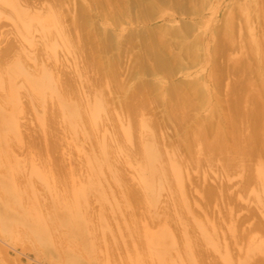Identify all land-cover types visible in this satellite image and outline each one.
Returning a JSON list of instances; mask_svg holds the SVG:
<instances>
[{
  "label": "bare ground",
  "instance_id": "obj_1",
  "mask_svg": "<svg viewBox=\"0 0 264 264\" xmlns=\"http://www.w3.org/2000/svg\"><path fill=\"white\" fill-rule=\"evenodd\" d=\"M238 1H234L236 7L233 6L230 11L226 8L223 14L222 9L218 8V12L222 14V17H225L221 19V24L214 25L209 16L203 17L205 11L203 3H212L207 0H119L118 2L117 0H102V3L96 0L101 3V6L92 0H0V27L2 28L10 22L13 27L6 28V30L2 28V31L14 29L12 31L14 36L10 37V31L9 35L4 32V36L0 28V37L2 36L0 44L7 38L6 42L0 46V83L5 82L6 86L5 93L0 92V137H24L26 139L23 140L26 143L25 146L32 144L34 139L29 141L32 131L21 132L26 124L24 123L22 130L19 129L21 122H19L18 115L23 112V109L24 111L27 109L23 113L25 115L26 112L34 113V109L41 107L40 109L45 115L37 117L35 114V119L36 117L37 119L35 120L33 116L32 119L35 123L40 122V124L37 123L39 128L34 127L38 128L37 130L41 128L39 131L47 139L45 143L40 137H38L39 140L36 139L37 142L40 140L43 142V144L38 142L40 146L45 144V149H43L45 153L48 150L49 154H53L60 145L64 144L59 143V138L62 137L64 131H69L68 135L72 133L68 137L73 140L74 144L72 142L70 144V141L67 143L75 145L80 152L82 144L79 142L87 140L86 142L89 144L86 146L88 154L83 155L78 152L84 162L81 159L77 161L76 159L79 157L75 154L76 159L72 158L74 157L72 154L68 155V158L65 157L66 161L59 158L60 155L53 154L58 156L52 157L53 166L51 165L52 168H48L49 170L46 168L50 161L48 164L42 161L53 155L47 156L48 151L44 155L45 153H42L41 147L36 144V141L33 143V145L36 144V148L37 146L39 148L36 149L38 151L36 157L31 153L34 150L30 151L33 146L29 145L23 151H20L19 147L24 143L18 148L13 147L14 150L19 149L20 155L24 150L27 152L26 149H28L32 158L28 156L27 160L35 158V163H31L32 160L28 162L31 163L30 166L36 165V162L39 164L38 162L45 157L41 161L42 166L41 163L40 166H37L43 167L44 164L46 168L43 167V170L46 169V172L47 170L50 172V174L49 172L46 174L40 168L44 176L45 174L52 176L51 172L54 170L55 174L51 177L52 179L49 176L47 178L53 181L51 183H56L61 188L62 195H64L62 189H66V194L67 191L74 190V188L70 190L68 187H63L69 184L67 181H70L69 185L72 187L75 186V190L71 194L69 192L71 197L67 194L70 199L66 195L64 199L65 196L59 195L60 191L55 189V192L59 193L56 196L59 195L60 199L59 201L55 197L56 205L58 206V202H60L62 205L64 204L63 206L69 207V209H62L61 204L58 206L63 213L58 215L59 218H56L55 222L53 216H56V213L54 210L51 211L53 208H49V205L52 207L54 204H51L53 201L51 198V202L46 201L50 203L49 205L44 202L46 207L42 203L43 200H39L38 196L40 195L36 196L38 197L36 200L41 201L40 206L37 204V207L27 205V208L29 207L31 210L38 209L39 211L41 207L42 209L43 207L51 209L49 210L51 215L47 212L48 209H43L47 212H43L45 215L40 209L41 216L32 212L34 221L30 226V231L38 239L49 244L48 234L53 225H57V231L58 225H64L69 230L70 238L75 240L74 242L77 241V245L80 247L78 250L75 248L76 244L71 241H69V245H73L78 253L82 251H80L82 248L89 254H93L94 250H97L98 253L103 251L105 255L108 251L109 253L112 251L111 254L119 253V256H122L127 251L125 254L129 253V257L126 258L128 263L133 249L130 248L128 251L124 247H132L130 244L127 246L126 242L124 243L125 240L119 238L126 245L123 247L126 251L123 252L122 249V252L116 251V249L113 251L112 247L120 248V245L124 244L114 236V233L107 232L108 234H106V224L102 222L100 231H98L99 226L97 228L93 226L94 224L86 222V215L90 221L92 218L99 219L100 217L97 218L95 214H99L100 209L109 207V209L119 211L117 213L120 215L117 214V217H121L120 210L126 216V218H119V222L127 219L133 224L130 225V222L123 224L122 222L119 225H114L116 227L112 230L124 227L118 229L117 232H119V230L124 229L123 231H125L129 228L126 231L127 234L123 232L125 237H128L126 240L130 238L129 236H139L135 237V239L137 238L135 241L138 240L139 243H136V247L141 248L138 249L137 254L132 253L137 255L136 258H149L153 262L152 264L156 262L158 264H220L215 259L216 252L213 250L215 252L213 254L208 250L209 247L205 248V245H208L206 243L211 244L214 248H220V252L222 250L223 257L221 259L224 264L232 262L236 264L242 256L244 257L242 260L245 259V262L242 261L240 264H264L263 250H261L263 251L262 255V252L256 248L258 251L255 252L262 255L260 257L258 253L254 254V252L249 255L246 249L243 252L244 247L240 248L247 243V248L255 244L256 246L262 245L264 248V1L257 0L263 4L258 2L261 7L257 5V9H254L256 10V15L253 14L254 17L250 16L253 8L250 11L247 5L240 4V2L236 4ZM244 9L247 12L243 11ZM8 10L12 14L7 15L9 14ZM238 11H241V14L245 13V15L242 14L243 22L240 20L242 16L240 15V18L239 14L237 15ZM237 18H240V22ZM253 18L256 20V27L260 24V27H257L259 33L256 37H253L256 34L252 25ZM5 19L9 22H5L7 21ZM205 21L210 23L205 25ZM204 26L206 27L203 28ZM35 29H39L40 38L44 40L45 47L53 45L50 49L52 53H47V49L45 50L46 55H44L43 47H36V40L33 41L32 35ZM253 33L255 34L251 35ZM238 34L247 41V45L248 41L249 44L252 42L251 51H245L246 42L244 41V45L241 44L236 39ZM24 42L28 44V47H34L28 50ZM20 44L25 46L20 47ZM58 46L63 51L61 56L55 54V49ZM235 48L240 51L239 55L241 56L232 58L231 55L229 61L228 50ZM245 54L246 56L242 57ZM253 54L254 57L257 55L254 62L257 61L259 67H263L261 72L259 68L256 72V67L257 77H254V72L250 74L252 69L246 73L247 64L250 62L249 57ZM222 57H226L225 59L228 61L221 65L220 58ZM241 57H248V62L244 63ZM66 61H70V64L68 65ZM227 63L232 65L229 67L232 71L238 72L242 68L246 69L245 71L242 69V73L238 72L241 75L236 73V76L240 77L237 79L238 81L229 79L231 80H228L229 83H233L228 84L227 81L224 92H221L220 83L223 82L222 80L228 76H235L233 73L230 74L231 71H228ZM199 66L201 72L198 73L196 69ZM179 74L184 76L177 78ZM247 74L249 75L247 76ZM250 75H253L251 78H257L254 81H257L259 87L257 84V87L254 85L256 87L253 89L254 93H248L249 95L244 97L245 93L243 94L241 87H244L243 84L249 87L248 81L252 82L248 80ZM258 79L261 83H258ZM19 82H23L22 84L25 83L27 86V91L24 87V96L27 95L28 101L24 100L23 95L25 102L21 99L22 97L20 100L24 104L29 102V105L31 102V106L21 105ZM239 83L242 85L241 87ZM75 84L78 85V88ZM238 85L240 90L236 91ZM228 94L235 96L229 97ZM47 96L57 98V102H54L55 99L53 102L58 104L59 109L53 108L56 105L50 104V101L48 103L53 106H51L52 108L44 103ZM242 101H247V104L249 102L251 106L245 105V108H242ZM28 108H32V111H28ZM200 108L209 110V113L204 117L198 116ZM57 110L64 112L70 122H65L69 124L67 127L64 122L61 123L65 124L61 125L65 127L64 131L62 130L63 132L60 131L62 133L58 134L59 138L56 137L59 132L54 131L53 128L57 122H61L57 119L60 120V117L62 119L64 113L60 117L59 114L57 118ZM98 118H102L101 125ZM134 120L140 121L137 125L140 123L139 129L143 130V133L146 132L144 134L147 135L146 140H144L145 137L142 139L141 136L136 135L138 127L136 128ZM26 121H29L28 118ZM69 126L70 128H68ZM86 127L93 128H90L92 129L90 134L86 131L88 130ZM132 127H135L136 130L132 134L140 139L133 138L135 141H139H137L138 144L131 142ZM65 128L67 129L65 130ZM71 129L72 131H70ZM130 129L132 130L130 131ZM141 130L138 132H142ZM39 131L36 132V135H39ZM119 132L123 135V139H121L122 136H119ZM74 137H80L82 140L80 139L81 141L75 144L76 138L73 139ZM105 137L113 138L110 142ZM124 139L129 142L130 147H127ZM84 141L81 143L85 146ZM9 142L8 145L13 144L12 140ZM132 143L137 146L133 145V147ZM141 146L142 148H140ZM42 148L44 147L42 146ZM60 150L63 151L60 152L64 156V150L61 147ZM141 150L144 153L143 164L135 159L137 158L135 155H138ZM12 151L9 149L10 158L15 157L14 151L13 154ZM39 151H41L42 157L38 156L40 155ZM98 152L97 157L96 153ZM27 154L24 153L21 160L24 161ZM37 158H40V161H36ZM53 158L55 159L53 160ZM13 159L9 160L12 162ZM133 160L135 164H141L138 167L134 164L137 168L133 167L134 174H129ZM3 161H6L5 158ZM21 165L23 166V164ZM24 166L22 167L23 171L21 166L19 168L24 175L19 176L18 174L15 179L27 176L25 174L28 173H24ZM67 168L69 171L64 170L66 173L62 174L61 170ZM5 170H7V165ZM17 171L19 170L17 169ZM0 172L3 173V171ZM13 173H17L16 170ZM4 178L3 180L0 178V231L15 235L17 225L22 224L24 215L30 212L26 209L22 212L19 211L22 216L16 212L23 207V205L21 206L22 196L17 187L21 186L20 188H23L22 191L25 190V193L33 188L28 189L27 186L30 184L25 185L27 181L24 182V178L26 177L20 178L24 182L23 186L27 187L25 189L20 180L15 183L16 187L9 177ZM47 178L46 180H48ZM13 184L14 186H12ZM95 184L101 187L100 190L103 189L102 195H94L93 199L89 194L91 196L87 199L88 189L93 188L92 186ZM52 188H55V185ZM26 189L28 190L26 191ZM34 189L37 190V188ZM30 191L27 192L28 195L26 193L29 198ZM254 191L257 193L254 194L256 197L253 196L252 199L254 197L256 199H253L252 201L255 200V202L251 203L246 195L248 196V192L254 193ZM62 198L63 201L65 200L64 203L61 201ZM23 200L26 201V198L24 197ZM95 201L98 202L97 206L100 205V208H97L99 212L97 209L95 210L94 206L96 205H91ZM162 202L165 203L160 205ZM25 203L27 204V202ZM79 205L83 207L82 211H87L86 213L89 215L86 214L85 217L81 215L78 209ZM136 210L138 213L141 212L135 213ZM95 211L97 212L95 213ZM106 213L104 215H108ZM46 214L48 217H45ZM135 214L138 216H134ZM49 216L52 218L50 217L51 222L47 224L48 222L45 221L49 219ZM135 217L142 222L139 219L141 223L137 221ZM104 218L108 219V216ZM117 219L114 220L117 222L119 220ZM112 224H115V221ZM112 224L111 228H113ZM22 229L21 227L18 230L17 239L26 238L25 236L19 238L25 230V233L28 231L25 227L24 231H21ZM196 229L200 230V233ZM51 235L53 234L51 233ZM29 237L35 241L33 236ZM54 237H56L55 234ZM60 238L63 237L60 236ZM77 238L80 239V243L76 240ZM220 242L221 246L218 245ZM133 248L136 252L135 247ZM58 251L60 250L58 249ZM125 254L124 256H126ZM113 257L114 255L110 259ZM218 257L220 259V256ZM6 258L1 255L0 263L9 264L10 261ZM14 259L16 260V257ZM114 259L118 261L117 258ZM114 259L110 262L117 264L118 262ZM135 259L133 258V260ZM133 260L131 259L132 263L139 261L134 262ZM12 261L14 260L12 259ZM16 261L18 262V260ZM131 261L130 264H132ZM106 262L102 261L104 264ZM127 263L125 261L124 264Z\"/></svg>",
  "mask_w": 264,
  "mask_h": 264
},
{
  "label": "rangeland",
  "instance_id": "obj_2",
  "mask_svg": "<svg viewBox=\"0 0 264 264\" xmlns=\"http://www.w3.org/2000/svg\"><path fill=\"white\" fill-rule=\"evenodd\" d=\"M84 1H86V0H84ZM92 1H94L95 4H96V3H97V4H100V6H101L102 0H97V1H99V2L101 1V3L96 2V0H92ZM110 1H111V0H110ZM118 1H119V0H117V2H118ZM207 1H208V2L211 1L212 3H209V4H207L206 2L203 3V4L206 6V9H205V6H204V10H205V11L203 10L204 13L202 12V13H203V17L206 18V17L209 16V19L213 20V23H214V25H215V24H218V23H219V24L222 23V20H221V19H223V18L225 17V16L222 17L223 11H225L226 8H227L228 11H230V9L233 8V6L236 7V6L234 5V1L236 2V1H238V0H207ZM244 1H246L247 3H245ZM249 1H250V4H248ZM263 1H264V0H263ZM219 2H221V3L219 4ZM239 2H240V4H245V5H247V6L249 7L250 11L253 10L252 12H250V16H251V17H254V16L256 15V13H255L256 10H254V9H257V5L261 7V5H260L259 3H261L262 0H261V2H259V1H257V0H239L236 4H238ZM256 2H257V4H256ZM258 2H259V3H258ZM206 4H207V5H206ZM261 4H263V3H261ZM74 6H76V5L74 4ZM202 7H203V6H202ZM262 7H263V5H262ZM218 8H219V9H222V14L218 12V10H219ZM252 8H253V9H252ZM251 9H252V10H251ZM9 10H10V8H9ZM9 10H8V13H9V14H7V13H5V12H4V14L10 15L11 12H9ZM243 11H246V9H244ZM238 12H239V13H238ZM238 12H237V15L239 14L238 17H240V15L242 16V14L244 13V12H243V13L241 14V13H240L241 11H238ZM246 12H247V11H246ZM11 14H12V13H11ZM253 14H255V15H253ZM13 15H14V14H13ZM224 15H225V14H224ZM243 15H245V13H244ZM9 17H10V16H9ZM183 17H184V16H183ZM187 17H189V16H187ZM240 18H241V17H240ZM240 18H239V19H240ZM237 19H238V18H237ZM239 19H238V22H240V20L243 22L244 17L242 16V18H241L240 20H239ZM5 20H7V19H5ZM252 20H253V23H252V25H253V29H254V32H255L256 34L253 33V34H251V35H254V34H255L253 37H256V35L259 33V30H257V27H260V24L257 23L259 26L256 27V20H255V18H253ZM5 22H9V20H7V21H5ZM206 22H207V23H206ZM209 23H210V22H209ZM209 23H208V21H205V25H208ZM6 24H7V23H6ZM6 24H5V25H6ZM8 24H10V25H8ZM8 24H7L6 26L4 25V27L2 26V28H4V29L6 30V28H7V29H11V28L13 27L12 24H11L10 22H9ZM205 27H206V26H204L203 28H205ZM0 28H1V27H0ZM2 28H1V31H2ZM87 29H88V28H87ZM13 30H14V29H12L11 31H10V30H8V31H4V30H3V31H2V34L5 32L4 34H6V33H7V35L10 34L9 36H10V37H13V36H14V34L12 33ZM1 31H0V33H1ZM9 31H10V33L8 34ZM86 31H87V30H86ZM4 34H3V35H4ZM12 34H13V35H12ZM7 35H6V37H8ZM32 35H33V41L36 40V42H35L36 47H40V46L43 47V48H42V52L44 53V55H46V53H45L46 51H45V50H47V49H48V50H47V53H48V52L52 53V51H50V49L53 47V45H52L51 47H50V46H48V47L46 46V47H45V46L43 45V44H44V40H43L42 38H40V37H41V34H40L39 29H38V30L35 29V31L33 30ZM39 35H40V36H39ZM4 36H5V35H4ZM10 37H9V38H10ZM0 38H2V36H1ZM6 39H7V38H5V40H4L3 42H6ZM236 39H238L239 42H240L241 44H243V45H244L245 42H246L245 51H251V50H250V47L252 46V44H251L252 42H250V44H251V45H250V44H249V41H248V45H247V41H245V40L242 38V36H240V34H238V36H237ZM245 39H246V34H245ZM251 39H252V38H251ZM246 40H247V39H246ZM244 41H245V42H244ZM3 42L0 44V46H2V44H4ZM24 43H25V42H24ZM18 44H19V43H18ZM25 45L28 47V44H27V43H25ZM25 45H21V44H20V47H23V46H25ZM33 47H34V46H33ZM33 47H28V50H29V48H33ZM44 47H45V48H44ZM62 52H63V51H62L61 47H59V46L56 47V49H55V54H56V55L61 56V53H62ZM228 54H229V56H228L229 61H230L231 55H232V58H233V57H240V56H241V55H239V54H240V51H239L237 48H235L234 50L229 49V50H228ZM254 54H256V53H254ZM254 54H253V56H250V57H249V61H250V62L247 64V67L250 68V69L247 68L246 73H247V72H250L251 69H252V72H251L250 74H252V73L254 72V73H253V74H254V77H255V76L257 77L258 75H257V73H255V69H256V67H257V71H256V72H258V68H259V71L261 72V71L263 70V67L260 68L259 65L257 64V61L254 62V59H256L255 57H257V55L254 57ZM69 56H70V55H69ZM245 56H246V54H245L244 56H242V57H245ZM229 57H230V58H229ZM242 57H241V58H242ZM251 57H252V58H251ZM225 58H226V57H225ZM225 58H223V57L220 58V60H222L221 65H222L223 63H225V62L228 61V60L226 61ZM247 58H248V57H247ZM247 58H242V60H243L244 63H247V62H248V59H247ZM246 61H247V62H246ZM66 62H67V61H66ZM253 62H254V63H253ZM230 63H231V62H230ZM230 63H227V64H228V71H229V72L231 71L230 74L232 75V73H233V74H235V76H234V75H232V76H228V78L226 77V78H224V79L222 80L223 82H221L222 84L220 83V85L222 86V90H223V91L221 90V92H224L225 84L227 83V81H228L229 79H232V81L239 79L240 77L238 78V76H236V75H237V74H238V75H241V73H242L241 70L244 69V71H245V69H246V68H242V69L238 70V72L241 71V73L239 74V73L236 72L235 70L232 71V69H229V67L232 66ZM67 64L69 65V64H70V61H68ZM200 68H201V67L199 66V68L196 69V71H197L198 73L201 72V71H200ZM66 69H69V67H66ZM253 69H254V70H253ZM248 70H249V71H248ZM236 73H237V74H236ZM246 73H245V75H246ZM230 74H228V75H230ZM243 74H244V72H243ZM243 74H242V75H243ZM182 75H183V74H179V75L177 76V78H181V77L184 76V75H183V76H182ZM248 75H249V74H247V76H248ZM252 76H253V75H252ZM252 76L250 75V77L248 78V80H251V81H252V82L248 81V82H249V83H248V84H249V87H248V85L245 86V84H243V85H244V87H243V86L240 85V83H239L240 87L242 86L241 88H243V90H242L243 94L245 93V94H244V97H246V95H249V94L254 93V90H253V89L256 88V87L259 85V84H257V81H256V82L254 81V80H256L257 78H256V79L251 78ZM234 78H235V79H234ZM165 79L168 80V78H165ZM252 79H253V80H252ZM1 80H3V79H1ZM259 80H260V79H258V83H261ZM3 81H4V80H3ZM229 81H231V80H229ZM229 81H228V84L231 83V82L229 83ZM237 81H238V80H237ZM20 82H21V81H20ZM20 82H19V83H20ZM19 83H18V84H19ZM22 83H23V82H22ZM22 83L19 84V85H20V87H19V91H20V94H19V96H20V97H19V100H20V98L22 97V95H23V97H25V96H24V94H25V92H24V87H25V89H26L25 91H27V86H26V84H25V83L22 84ZM232 83H233V82H232ZM232 83H231V84H232ZM246 83H247V82H246ZM241 84H242V83H241ZM251 84H252V85H251ZM256 84H257V86H256ZM75 85H76V84H75ZM239 85H238V87H239ZM254 85H255L256 87H255ZM252 86H253V88L250 89V87H252ZM22 87H23V89H22ZM76 87L78 88V85H76ZM238 87H237L236 91L240 90V87H239V88H238ZM258 87H259V86H258ZM5 88H6V86H5V82H1V83H0V92L3 91V92L5 93V91H4ZM20 88H21V89H20ZM1 93H2V92H1ZM1 93H0V94H1ZM4 93H3V94H4ZM248 93H249V94H248ZM222 95H223V93H222ZM260 95H261V93H260ZM228 96H229V97H233V96H235V95L230 96V94H228ZM23 97L21 98L22 100H23ZM49 97H50V96H49ZM49 97L47 96V98H46L47 101L45 100L44 103H45V104H48L49 107H51L52 105H56V106H54V107L52 106V107H53V108L56 107V109H57V108H58V104H55V103L57 102V100H56L57 98L55 99L54 97H51V98H49ZM28 98H29V97H28ZM69 98H70V97H69ZM263 98H264V93H263ZM26 99H27V95H26V97L24 98V100H26ZM54 99H55V101H54ZM71 99H72V98H71ZM22 100H20L21 105H24V106L29 105V102H26L27 104L25 103V104H26V105H25V104H24L25 101L23 100V101H24V102H23ZM73 100H74V98H73ZM21 101H22L23 103H22ZM26 101H28V99H27ZM29 101H30V100H29ZM49 101H50V102H49ZM53 101H54L55 103H54ZM48 102H49L50 104H52V105L50 106V104H49ZM241 103H242V106H243L242 108H245V107H244L245 105L251 106V104H250L249 102H248V104H247V101H242ZM245 103H246V104H245ZM243 104H244V105H243ZM249 104H250V105H249ZM24 106H23V107H24ZM29 106H31V102H30V105H29ZM52 107H51V108H52ZM34 108H35V107H34ZM37 108L40 109L41 107H37ZM37 108L34 109V113H32V112H28V113H27V112H26V114L24 115L23 113H24L25 111H27V109H26L25 111H24V109H23V112H20V113H19L18 118H19V122H21V123H20L21 126H19V129H21V128L24 127L25 130L23 129V130H24V131H23V130L21 129V130H22L21 132H25V131H26V132L29 133L30 131H32V132H30V136H29V137H30V138H29V141H30V142H31L33 139H34V141L37 142V140H39L38 137H40V138H42L41 140L44 141V143H45V142L47 141V139H46V137L44 138V137L42 136V133L40 132V131H41V130H40L41 128L39 129L40 131L37 130V129L39 128V125L37 126V123H38L39 121H37V122L35 123L34 120L32 119L33 117H34V119H35V114H37V115H36L37 117H41V116L45 115V113L43 114V110H41V109L38 110ZM28 109H29L28 111H30V110L32 111V108H28ZM58 109H59V108H58ZM37 110H38V112H36ZM198 110H199V111H198V114H197L198 116L201 115L202 117H204L206 114L209 113V110H206V109H204V108H203V109L200 108V109H198ZM39 111H40V112H39ZM57 111H58V112H56V117H57V118H58V115H59V114H60V115H59V117H60V116L63 115L62 113H64V112H62V111H60V110H57ZM59 111H60L61 113H60ZM41 112H42V114H41ZM30 113H31V114H30ZM57 113H58V114H57ZM27 114H28V115H27ZM33 114H34V115H33ZM22 115H23V116H22ZM30 115H31V116H30ZM65 115H66V114L64 113V115L62 116V119H63V120L61 119V117H60V120H58V119L56 118L57 121H61V122H57V121H55V122H57V123L55 124L56 126H54L53 129H54V131L59 132V133L56 132L57 134L55 133V134H56V137L59 136V135L64 131L63 129H64L65 126H61V125H65V124H66V127H67V126L69 125L68 123H70L68 117H67V116L65 117ZM32 116H33V117H32ZM23 117H25V118H23ZM37 117H36V119H37ZM27 118H28L29 121H26ZM36 119H35V120H36ZM66 119H67V121H66ZM80 120H81V119H80ZM97 120L100 121L99 124L101 125V122H102L101 120H102V118H98ZM23 121H24V122H23ZM134 121H135V120H134ZM136 121H137V120H136ZM136 121L134 122V123H136L135 125H137L138 122H140L139 120H138L137 122H136ZM263 121H264V119H263ZM26 122H27V123H26ZM63 122H64V123H65V122H68V123L61 124V123H63ZM24 123L26 124L25 126H23ZM35 124H36V125H35ZM38 124H40V122H39ZM27 125H28V126H27ZM78 125H79V124H78ZM100 125H99V126H100ZM135 125L133 124V126H135ZM22 126H23V127H22ZM26 126H27V127H26ZM34 126H37L38 128L35 129ZM138 126H140V123H139V125L136 126V128H137ZM25 127H26V128H25ZM29 128H30V129H29ZM68 128H70V126H69ZM86 128L88 129V130H86V131L90 134V131H91L93 128H92V127H86ZM90 128H92V129H90ZM98 128H99V127H98ZM104 128H105V127H104ZM132 128H133V127H132ZM134 128H135V127H134ZM134 128H133V131H131L132 129H130V131H131L130 133H131V134H132V132H134V130H135ZM139 128H140V127H138V130L140 131L141 129H139ZM141 128H142V127H141ZM143 128H144V127H143ZM56 129H57V130H56ZM58 129H59V130H58ZM66 129H67V128H65V130H66ZM145 129H146V128H145ZM145 129H144V132H145ZM62 130H63V131H62ZM100 130H102V129H100ZM138 130H137V131L135 130L136 133H137L136 135H137V136H138V135L141 136L142 139L145 137L144 140H146V139H147V135H144V134H146V132L143 133V130H141L142 132H138ZM37 131H39V132H38L39 135H36V132H37ZM60 131H62V132L60 133ZM70 131H72V129H71ZM102 131H103V130H102ZM26 132H25V133H26ZM64 132H65V131H64ZM64 132H63V134H64ZM66 132H67V133H66ZM66 132H65V135H67V136H65V135L62 134V135H61L62 137H60V136H59L60 138L57 137V138H59V143H60V144L64 143L63 145H64L66 148H65L63 145H62V146H63V147H62V146L59 144V145H60V146H59V149H57V151L54 152L53 154H58V155H60V156H58V155H55V156H58L59 158L61 157V159H64V160H65L66 158H68V155H72V154H73V156H74V154H75V156H77V157H79V158H77V157H75V156L72 157V158H75V159L77 158L76 160H77V161H80V159H81V158H80V157H81V154H80V153H82L83 155H84V154H88V152H86V149H87L88 147H86V146H88L89 144H87V143H88V142H86L87 140L84 141V140H82L80 137H74L73 139L76 138V140H75V144H77V142H79V141H81V140L85 142V143H84L85 146L83 145V143H81L82 141L79 142L80 144H82V150H81V152H80V151L77 149V147H76L75 145L73 146V144H74V143L72 142L73 140H71L70 137H68V136H70V134H72V133H69V135H68V132H69V131H66ZM119 133H120L119 136H120V137L122 136L121 139H123V138H124L123 135H121V132H119ZM134 133H135V132H134ZM142 133H143V134H142ZM58 134H59V135H58ZM134 135H135V134L130 135V137H132V141H131V142H137L138 140L135 141V140H134L135 138L139 139L137 136L135 137ZM11 137H12V136H11ZM11 137H10V138H9V137H0V158H3V159L5 158V160H6V161H3V159H0V171H3V173L5 172L4 174H3L2 172H0V174H1V175H0V178H2L1 180H3V179H5L4 177H9V179H11L12 183L15 184V183L17 182V180H20V178H21L22 176H21L20 178H18V179H15V177H18V176H17L18 174H19V176H20V175H24V174L22 173V171H23V168H22V167L25 165V166H24V173H28L29 175H28V174H25V175L28 176V178H27V176H23V177H26V178H24V182L27 181L26 184H25L26 186H27V184H30V185L27 186V187H29L28 189H30V188H31V189L33 188V189H32L31 191L28 190V189H26V191H27V190L30 191V195H31V196L29 195V196H30V198H29L28 196H26V193H27L28 191L25 193V190L22 191L23 188H22V189L20 188L21 186H18V187H17V184H15V186L18 188V190H19L20 193H21V196H22L21 206L23 205V207L20 208V209H18L16 212H18V214H19L20 216H22V214H21L19 211L22 212L24 209H26V210H29L30 212H29L28 214L24 215L23 223H22V224L19 223V224L17 225V227H16L17 231H16L15 235H11V234H7V233H3L2 231H0V247L2 248V251H1V248H0V254H1V255H4L5 257H7L6 259H9V261H10L9 264H59V263H60V264H104V263H102V261H107L105 264H115V262H114V263L110 262V261H113L112 259H114V258H117V259H118V261H117L116 259H114V260L117 261L119 264H122V263L124 264L125 261H126V263H127V260H128V259H126V258L129 257V255H128L129 253H128L127 255L125 254V253L127 252L126 250L129 251L130 248H132V249H133L132 252H133L134 254H135V253H136V254L138 253V249H140L141 247H136V245H137L136 243H138V240H137V242H136L135 240H136L137 238L135 239V237H139V236H135V235H133V236H129V237H130V238H129L130 240H129V239L126 240V238H128V237H125V236H126L125 233L127 234L126 231H128L129 228H127V230H125V231H123L124 229H122L121 231L119 230V232H117V230L120 229V228H124V227H117V228H116L117 230H115V231L112 230V229H115L116 226H114V225H116V224L119 225V223H122V222H123V224H125V223L128 224V222L131 223V221H127V219H125V221H121V222H119V221H120L119 218H121V219H122V217H123V218H126V216H124V214H123V212H122L121 210H120L121 217H117L118 215H120L119 213H117V212H119L118 210H117V211H114V209H112V208H110V209H112V210H110L109 207H107V209L109 210V212H108V210H107L105 207H104V208H105L106 210H105V209H100L101 212H99V209H97V208H100V207H99L100 205L97 206L96 204H98V202H96V201L93 202V204H91V205H96V206H97V207H96V206H94V207H95V210L97 209V211L99 212V214L97 213L98 215H97V214H95V215H96L97 218L100 217L99 219H96V218L93 219V218H92L93 216H92L91 218H92L93 220L91 219V221H92V222H91V221H90V218L86 215V214H88V213H86L87 211H86V212H85V211H84V212L82 211V210H83V207H82L81 205H79L80 207H78L80 214L83 215V216L86 215V217H85V216H84V217L86 218V222H87V223H91V225L94 224L93 226H94V227H97V228H98V226H99L98 231H100V227H101V225H102V222H104V223L106 224V226H107V228H106L107 231L105 230V231H106V234H108V233H109V234L114 233V236H116V238L118 237V240H120L121 238H123V239L125 240L124 243L126 242L125 244H126L127 246H129L128 244H130V246H132V247H124V246H126V245L123 243L122 240H120V241L124 244L123 246L120 245V246H121L120 248H118L117 246H116V247H112V250H113V251H114L115 249H116V251H117V250H120V251H121V249H122L123 252L126 251V252L124 253L126 256H124V254H123L122 256H119V253L117 254L116 251H115L116 254H111L112 251L109 253L108 250H107L108 253H107L106 255H105V253H104L103 251H100V252L98 253L97 250H94L93 254H89V253H87V251H85L83 248L80 249V251L82 250L81 252H83V253H82V254H81V252L78 253L77 251H75L76 249L73 248V247H74L73 245H71V244H70L71 246L69 245V241H71L72 243L76 244L75 248H77V250L80 248V247L77 245V241L74 242L75 240H73V239L70 238V235H69L70 233L68 232L69 230H68L64 225H58V231L56 230V229H57V225H53V228L50 229L49 234H48L49 244H45L42 240L38 239L37 236H35V235L30 231V226H32V223H33V221H34V220H33V217H34V216H33L32 212L34 211V213H35L37 216H39V215L41 214V213H39V211L41 212V210H42V214H44L43 212H45V211H43V209H44V210H47L48 207H47V209H45L44 207H43V209H42V207H41V208H39V211H38V209H37V210H31V209H29V207L27 208V205L29 204V206H36V204H37L38 206H40L39 203H41V201L39 202V200H43L42 203L45 202L47 205H49L50 203H47V202H51V200H50V198H51V199L53 200L51 204H53V203H54V204L52 205V207L49 205V208H51V209L53 208V209H52V210H51V209H48L47 212L51 215L50 212L54 210V212L56 213V216H53V215H54V212H53V215H52V216H53V219H54L53 221L55 222V219H56V218H59L58 215H61V214L63 213L62 210H61V208L59 207V208H60V209H59L58 206H59L60 204H61L60 206H63L64 204L62 205V203H60V202L57 201V202H58V206H57V205H56L57 203L54 201V200H55V197L59 199V195H62V193H61L62 191L60 190L61 188H59L58 185H56V183H51V182H53V181H51V179H52L51 177L54 176L53 174H55V172H53L54 170H52V172H51V173H52V176H49V175H48V176L51 178L50 180L47 178L48 176H46L47 172H49L48 170H49L50 168H52V166H53V165H52V162H53V161L51 162L52 157H55V156L51 153L53 156H51V157H46V158L44 157L45 159H44V158H43V159H44L45 161H44L43 159H42L43 161L41 160V161L44 162V163L46 162V164H48V161H50V162H49L50 164L47 165V166H48L47 168H46L45 165L43 164V167H45L46 169L49 168V169L47 170V172H46V169L43 170V167H39V166H40V163H41L40 158H39V159H38V158L36 159V161H37V160L40 161V162H38L39 164H37V162H36V165L34 164V166H33V164H32V166H30L31 163H35V162H34L35 158L33 157V160L31 159L32 162L29 164L28 162H30L31 160H30V161L27 160V157L29 156L30 158H32L33 154H35V155H34L35 157L37 156V153H36V152H38L37 150H38L39 148H38V146H37V148H36V144L40 146L39 143L41 142V140L38 141L39 143L37 142L36 144H34L35 146L33 145L34 141H32V142H33L32 144L30 143V144H27V145L25 146L26 143H24L25 141L23 142V140H26V139H24V137H12V138H11ZM64 137H65L66 139H65ZM7 138L10 139V140H6ZM13 138H14V140H13ZM27 138H28V137H27ZM43 138H44V139H43ZM47 138H48V137H47ZM105 138H108V137H105ZM112 138H113V137H112ZM112 138H110V139L108 138V141L111 142ZM133 138H134V139H133ZM31 139H32V140H31ZM36 139H37V140H36ZM80 139H81V140H80ZM11 140H12L13 144L16 142V143H15L16 145L14 144V146H12L13 144L11 145V143H10ZM63 140H64V141H63ZM67 140H68V141H67ZM88 140H89V139H88ZM133 140H134V141H133ZM139 140H140V139H139ZM7 141H8V142L10 141V142H9V143H10L9 145H8V142H7ZM14 141H15V142H14ZM27 141H28V140H27ZM29 141H28V142H29ZM57 141H58V140H57ZM62 141H63V142H62ZM65 141H66V142H65ZM69 141H70V142H69ZM123 141H126V140L124 139ZM67 142H69L70 144H71V142H72L73 144L70 145V144L67 143ZM131 142H130V143H131ZM138 142H139V141H138ZM138 142H137V144H138ZM22 143H24V144H23L24 146L21 145ZM41 143L43 144V142H41ZM68 144H69L70 146H69ZM128 144H129V142L126 141V145H127V147H130V145H128ZM19 145L23 146V148H20L21 146L19 147ZM29 145H30V147L33 146L32 150H30V151H33V150H34L33 152H35V153L31 152V153H32V156H30V152L28 151V149H26V151L29 152L28 154H27V152H25V150H24L23 154H21V155H20V152L18 153L19 149H21L20 151H23V149H25V148H26L27 146H29ZM44 145H45V144H44ZM44 145H41V146H40V147H41V151H42L43 154L45 153V150H43V149H45V146H44ZM66 145H67V146H66ZM133 145H134V146H137L136 144L132 143V146H133ZM11 146H12V147H11ZM42 146H43L44 148H42ZM83 146L86 147V148H84ZM124 146H125V144H124ZM134 146H133V147H134ZM138 146H139V145H138ZM9 147H10V148H9ZM13 147H15V148H18V147H19V149H17V150L15 149V150H14ZM30 147H28V148L31 149ZM34 147H35V148H34ZM60 147L62 148V150H64V156H63V153L61 154V152H63V151L60 150ZM68 147H69V148H68ZM125 147H126V146H125ZM63 148H64V149H63ZM70 148H71V149H70ZM75 148H76L77 150H76ZM123 148H124V147H123ZM131 148H132V147H131ZM140 148H142V146H141ZM9 149H11V150L14 151V154H15V157H16V158H15V157H11V158H10L11 155H8V153H9ZM36 149H37V150H36ZM68 149H69V151H68ZM35 150H36V151H35ZM66 150H67V151H66ZM87 150H88V149H87ZM13 151H12V154H13ZM41 151H39V154H40ZM43 151H44V152H43ZM47 151H48V150H47ZM47 151H46V153H47ZM60 151H61V152H60ZM65 151L68 152V154H65V153H66ZM70 151H71L72 153H71ZM10 152H11V151H10ZM78 152H80V153L78 154ZM141 152H142V153H141ZM141 152H139L140 155H139V153H138V155H135V156H137V158H135V159H136V160H139L138 162L141 161V163L143 164L142 159H144V153H143L142 150H141ZM2 153H3V154H2ZM24 153H26L27 155H25V156H26V159H24V161H23V160H21V159L23 158L22 155H24ZM42 153H41V154H42ZM46 153H45L44 155H46ZM49 153H50V152L48 151L47 156H50V155H51V154H49ZM76 153H77V154H76ZM1 154L3 155V157H2ZM18 154H19V156H18ZM41 154L38 155V156H39V157H40V156L42 157ZM97 154H99V152L96 153V156H97ZM116 154H118V153H116ZM4 155H6V156H4ZM16 155H17V156H16ZM65 155H66V156H65ZM83 155H82V156H83ZM25 156H24V157H25ZM65 157H66V158H65ZM97 157H98V156H97ZM13 158H14V159H13ZM56 158H57V157H56ZM9 159H11V160L13 159V161L11 162ZM28 159H29V158H28ZM47 159H48V160H47ZM54 159H55V158H53V160H54ZM135 159H134V160H135ZM1 160H2V161H1ZM17 160H19V161H17ZM46 160H47V161H46ZM76 160H75V161H76ZM81 160H82V159H81ZM134 160L131 162L133 166H131V167L129 168V169H130L129 174H134V170H135L134 168L136 167L135 165H137V167H138V166L141 164V163H139V164H135V163H134ZM16 161H17V162H16ZM65 161H66V160H65ZM82 161H83V160H82ZM4 162H5V163H4ZM19 162H21V164H23V166H22L21 164L18 165ZM83 162H84V161H83ZM135 162L138 163L137 161H135ZM80 164H81V162L79 163V165H80ZM83 164H84V163H83ZM134 164H135V165H134ZM6 165H7V170H5ZM37 165H39V166H37ZM51 165H52V166H51ZM87 165H88V164H87ZM20 166H21V168H22V171L19 169ZM41 166H42V163H41ZM50 166H51V167H50ZM15 167H17V168L15 169ZM133 167H134V168H133ZM137 167H136V168H137ZM8 168L11 169V170H9ZM40 168H41V170H42L43 172H44V171L46 172L45 176H44L43 172L40 170ZM132 168H133V169H132ZM139 168H140V167H139ZM17 169H18L19 171H17ZM131 169H132V171H131ZM15 170H16L17 173H13V171H15ZM30 170H31V171H30ZM64 170H65V171L67 170V172L69 171L68 168H67V169H63V170H61V171H62V174L66 173ZM27 171H28V172H27ZM61 171H60V172H61ZM7 172H8V173H7ZM19 172H21L22 174H20ZM63 172H64V173H63ZM33 174H34V175H33ZM49 174H50V172H49ZM135 174H136V172H135ZM15 175H16V176H15ZM31 176H32V177H31ZM33 176H35V177H33ZM36 176H37V177H36ZM77 176H78V175H77ZM23 177H22L21 179H23ZM46 178H47L48 180H46ZM66 178H67V177H66ZM28 179H30V180H28ZM53 179H54V177H53ZM63 179H65V178H63ZM63 179H62V180H63ZM69 179H70V178H69ZM69 179H66V180H69ZM15 180H16V181H15ZM25 180H26V181H25ZM45 180H46V181H45ZM70 180H71V179H70ZM20 181H21V183H22V184H21V183H20V184L23 186V185H24V184H23L24 182H22V180H20ZM28 181H30L31 183L28 182ZM57 181H58V180H57ZM64 181H65V180H64ZM67 182H69V184H70V181H67ZM18 183H19V182H18ZM49 183H50V184H49ZM58 183H60V182L58 181ZM14 184H13L12 186H14ZM31 184H32V185H31ZM53 184L55 185V188H52V186H54ZM69 184H66V185L63 186V187H64V188H67V187H68V189H70V190L74 188V190H75V186L72 187V186L69 185ZM18 185H19V184H18ZM36 185H37V186H36ZM50 185H52V186L50 187ZM62 185H63V184H62ZM26 186H25V187L23 186L24 189L27 188ZM38 186H39L40 188H39ZM70 186H71V187H70ZM63 187H62V188H63ZM92 187H93V188L88 189V190H89V193H86V198H87V199H88V197L90 198L91 195H92L93 199H94V195H95V196H96V195H97V196L102 195L101 193L103 192V189L100 190L101 187H100L99 185H96V184H95V185H93ZM34 188H37V190H35ZM55 189H57V191L59 190L60 192H59V191H58V192H59L60 194H59L57 191L55 192ZM33 190H34V191H33ZM62 190L64 191V195H62V197H64L65 195L67 196V194H69V192H70V191H69V192L67 191V194H66V193H65V192H66V189H62ZM74 190H71L70 194H71ZM21 191H22V192H21ZM43 191H44V192H43ZM93 191H94V192H93ZM101 191H102V192H101ZM256 191H258V190H256ZM256 191H254V193H253V192H248V193H249L248 196L246 195V198L249 200V202H251V203H252V202H255V200H254V201H252V200H253V199H256V198H255L256 195H254L255 193H257ZM37 192H39V193H37ZM258 192H259V191H258ZM22 193H25V195H24V194L22 195ZM33 193H34V194H33ZM54 193H55V196H54ZM57 193L59 194L58 197L56 196ZM95 193H96V194H95ZM28 194H29V193H27V195H28ZM44 194H45V195H44ZM70 194H69V195H70ZM89 194H91V195L89 196ZM0 195H1V193H0ZM34 195H35V196H34ZM37 195H40V196H38V197H40L39 200H36V199L38 198V197H36ZM69 195H68V196H69ZM43 196L45 197L44 199L41 198V197H43ZM46 196H47V197H46ZM66 196L64 197V199L66 198ZM68 196H67V197H68ZM253 196H255V197L252 199ZM24 197L26 198V201L23 200ZM31 197H32V199H31ZM35 197H36V198H35ZM70 197H71V195H70ZM70 197H68V199H70ZM92 197H91V198H92ZM34 198H35V200H36V203H34V202H35ZM60 198H61V197H60ZM95 198H96V197H95ZM93 199H92V200H93ZM30 200H31V201H30ZM44 200H45V201H44ZM250 200H251V201H250ZM28 201H30V202H28ZM46 201H47V202H46ZM59 201H60V199H59ZM61 201H63V198H62ZM64 201H65V200H64ZM64 201H63V203H64ZM66 201H67V200H66ZM71 201H72V200H71ZM25 202H27V204H26ZM31 202H32V203H31ZM68 202H69V201H68ZM23 203H25L26 205L23 204ZM45 203H44V206L46 205ZM164 203H165V202H162V203H160V205H163ZM54 205H55V206H54ZM106 205H107V204H106ZM106 205H105V206H106ZM108 205H109V203H108ZM21 206H20V207H21ZM68 206H69V204H68ZM36 207H37V206H36ZM45 207H46V206H45ZM55 207H56V208H55ZM66 208L69 209V207H67V205H65V206L62 207V209H66ZM142 208H143V207H142ZM142 208H141V211H143V209H144V208H143V209H142ZM145 208H146V207H145ZM40 209H41V210H40ZM55 209H56L57 212L55 211ZM138 209H139V207H138ZM49 210H51V211L49 212ZM103 210H104V211H103ZM139 210H140V209H139ZM76 211H77V210H76ZM97 211H95V213H96ZM102 211H103V212H102ZM106 211H107L108 215H104V214L106 213ZM110 211H111V212H110ZM112 211H113V212H112ZM136 211H137V210H136ZM136 211H135V213H138V211H137V212H136ZM141 211H139V213H140ZM47 212H45V213H47ZM58 212H59V213H58ZM147 212H148V211H147ZM30 213H31V214H30ZM57 213H58V214H57ZM77 213H78V211H77ZM107 213H106V214H107ZM109 213H110V217H109ZM111 213H112L113 215H112ZM139 213H138V214H139ZM150 213H151V212H150ZM117 214H118V215H117ZM44 215H45V214H44ZM47 215H48V214H46L45 217H48ZM88 215H89V214H88ZM93 215H94V214H93ZM40 216H41V215H40ZM52 216H49V219H48V220H47L45 217H42V218H43L44 220H47V221H45V222H46V223L48 222L47 224H49V222H51L50 219L52 218ZM57 216H58V217H57ZM98 216H99V217H98ZM107 216H108V219L104 218V217H107ZM112 216H114V217H112ZM134 216L137 217L138 215L135 214ZM50 217H51V218H50ZM94 217H95V216H94ZM111 217H112V219H113V218H114V219H117V218H118L119 220L117 219L118 221L116 222V220H114V219L112 220ZM115 217H117V218H115ZM136 217H135V218H136ZM139 218H140V216H139ZM139 218H138V219H139ZM109 219H110L111 221H110ZM138 219L136 218L137 221H139V220L142 219V218H140L139 220H138ZM56 220H57V219H56ZM97 220H99V221H97ZM108 220H109V222H108ZM53 221H52V223H54ZM114 221H115V224H112V223H114ZM140 221H141V220H140ZM140 221H139V222H140ZM96 222H97V224H96ZM110 222H112L111 224H112V227H113V228H111V224H110ZM139 222H138V224H140L142 221H141L140 223H139ZM143 222H144V221H143ZM98 223H99V225H98ZM108 223H109L110 225H109ZM130 223H129V224H130ZM54 224H55V223H54ZM138 224H137V227H139ZM118 225H117V226H118ZM130 225H133V224L131 223ZM134 225H136V224H134ZM19 227H20V228H19ZM21 227L23 228L21 231H24V227H25V229H27L29 232L27 231V233H25V231H26V230H25V231L23 232L24 234H21V236H19V238H22V236H23V237L25 236L26 238L29 237V236H33V238H34L35 241H32V240H33L32 237H31V238L29 237V239H26V238H23V239H21V240H20V239H17V236H16V235H19L18 230L21 229ZM133 228H134V226H133ZM154 228H155V227H154ZM64 229H66L67 231L64 230ZM125 229H126V228H125ZM92 230L95 231V230H97V229H92ZM130 230H131V229H130ZM151 230H152V229H151ZM196 230H197V229H196ZM224 230H225V228H224ZM21 231H19V232H21ZM60 231H61V232H60ZM63 231H64V232H63ZM65 231H66V232H65ZM132 231H133V230H132ZM197 231H199V233H200V230H197ZM197 231H196V232H197ZM107 232H108V233H107ZM123 232H125V233H123ZM21 233H22V232H21ZM29 233H31V234H29ZM51 233H52L53 235L55 234L56 237L53 238V235H51ZM94 233H95V232H94ZM118 233H119V234H118ZM139 233H140V232H139ZM28 234H29V235H28ZM57 234H58V235H57ZM59 234H61L60 236H62L63 238L65 237V239L60 238ZM5 235H7V236H5ZM121 235H122V237H121ZM57 236H58V237H57ZM6 238H7V239H6ZM57 238H59V239H57ZM66 238H68L69 240L66 239ZM72 238H73V237H72ZM119 238H120V239H119ZM2 239H3V240H2ZM31 239H32V240H31ZM60 239H61V240H60ZM18 240H20V241L18 242ZM76 240H78V242L80 243V241H79L80 239L77 238ZM226 240H227V239H226ZM28 241H29V242H28ZM36 241H37V242H36ZM131 241H132V245H131ZM23 242H26V243H23ZM66 242H67L68 244H67ZM71 242H70V243H71ZM121 242H120V243H121ZM21 243H22V244H21ZM26 244H27V245H26ZM31 244H32V246H31ZM138 244H139V243H138ZM206 244H208V245H205V246H206V247L204 246L205 248L209 247V249H208V248H207V249H208L210 252H213V254L216 252V253H215V255H216V258H215V259H217V262H218V263L220 262V264H224V263H222V259H221V257H223V255H222V253H221L222 250H221V252H220V250H219L220 248H217V247L214 248V246H212V245L209 244V243H206ZM24 245H25V246H24ZM218 245L221 246L222 243L220 242V243H218ZM244 245H245V246L242 245V247H240L241 249L244 247L243 252H244V250L246 249V252L250 255V253L253 254L255 251H258V250H259V252H262V255H263L264 248H263L262 245H261V246H262V247H261V246H256V244H255V245H253V246H250L249 248H247V246H246V245H248V243H247V244H244ZM249 245H251V243H249ZM29 246H30L31 248H28ZM123 247H124V248H127V249L125 250V249H123ZM133 247H135L136 252H134V248H133ZM22 248H23V250H22ZM210 248H211L212 250H211ZM256 248H257L258 250H257ZM259 248H260V249H259ZM261 248H263V249H261ZM41 249H42V250H41ZM56 249H57V250H56ZM58 249H59L61 252L58 251ZM216 249H217V250H216ZM3 250H4V252H3ZM110 250H111V249H110ZM213 250H214L215 252H214ZM261 250H263V251H261ZM120 251H119V252H120ZM122 251H121V252H122ZM144 251H145V250H144ZM121 252H120V253H121ZM132 252H131V257H132V258H131V257L129 258V262L131 261V259L133 260V258L135 259L136 256H137V255H134ZM219 252H220V253H219ZM60 253H61V254H60ZM218 253H219V255H217ZM257 253H258V252H257ZM257 253L255 252L254 254H257ZM95 254H96V255H95ZM100 254H101V255H100ZM248 254H247V255H248ZM1 255H0V257H1ZM18 255H19V256H18ZM94 255H95V257H94ZM109 255H112V256L114 255V257H113L112 259H110V257H112V256L109 257ZM120 255H121V254H120ZM133 255H134V256H133ZM215 255H214V257H215ZM258 255H259V253H258ZM258 255H256V256L258 257ZM262 255H261V256H262ZM101 256H102V257L105 256L104 259L106 258V260H104V259L102 260V257H101ZM217 256H220V259H219V257L217 258ZM259 256H260V255H259ZM261 256H260V257H261ZM15 257H16V260H18V262L14 259ZM17 257H18V258H17ZM51 257H52V258H51ZM60 257H61V258H60ZM100 257H101V259H100ZM120 257H122V258H120ZM97 258H99L101 261L98 260ZM143 258H144V257H143ZM143 258H141V259H140V258H136L137 260L135 259V260H133V261H134V262H136V261H138V260H139V261H138L137 263H132V261H131V263H132V264H143V263L146 264V262L151 261L149 258H147L148 260H147L146 258H145V259H143ZM242 258H244V257L242 256L241 259H238V261H239V262L237 261L238 264L242 263V261L245 262V261H244L245 259L242 260ZM263 258H264V255H263ZM12 259H13L15 262H14V261L11 262ZM88 259H89V260H88ZM59 260H62V261L59 262ZM146 260H147V261H146ZM7 261H8V260H7ZM99 261H100V262H99ZM144 261H145V262H144ZM154 261H155V260H154ZM58 262H59V263H58ZM117 262H116V263H117ZM129 262H128V263H129ZM155 262H156V261H155ZM155 262H154V263H155ZM118 263H117V264H118ZM128 263H127V264H128ZM152 263H153L152 261L149 262V264H152ZM156 263L158 264V262H156ZM156 263H155V264H156ZM237 263H236V264H237ZM0 264H1V263H0ZM129 264H130V263H129ZM229 264H233V262H232V263H229ZM234 264H235V262H234Z\"/></svg>",
  "mask_w": 264,
  "mask_h": 264
}]
</instances>
